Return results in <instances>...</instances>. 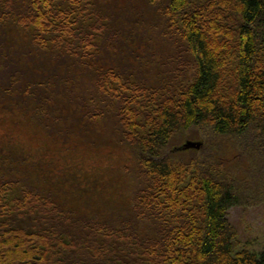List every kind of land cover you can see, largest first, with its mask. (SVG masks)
Returning <instances> with one entry per match:
<instances>
[{
    "label": "trees",
    "instance_id": "trees-1",
    "mask_svg": "<svg viewBox=\"0 0 264 264\" xmlns=\"http://www.w3.org/2000/svg\"><path fill=\"white\" fill-rule=\"evenodd\" d=\"M0 114L132 162L116 222L0 172V264H264L227 219L264 203V0H0Z\"/></svg>",
    "mask_w": 264,
    "mask_h": 264
},
{
    "label": "rangeland",
    "instance_id": "rangeland-1",
    "mask_svg": "<svg viewBox=\"0 0 264 264\" xmlns=\"http://www.w3.org/2000/svg\"><path fill=\"white\" fill-rule=\"evenodd\" d=\"M7 119L0 114L1 173L13 170L24 179L38 175L32 179L48 185L61 204L73 210L76 217L101 213L107 221L122 220L132 190L125 172L132 168V162L130 153L121 142L106 133L108 127H99L97 138L90 136V140H85L72 130L69 136L64 137L47 134L35 119H28L27 116ZM185 141H200L203 145L202 139L188 133L183 138L173 140L170 148L179 147ZM12 145L23 149L25 155L32 153L33 156L48 149L52 151L49 153L52 158L34 165L29 158L31 156L15 158ZM175 154L180 158L186 156L181 151ZM16 161L23 165L17 167ZM49 169L56 171V174ZM67 171L69 174L64 176L62 172ZM227 219L236 230L241 245H248L257 252L264 247V203L253 207H234L228 212Z\"/></svg>",
    "mask_w": 264,
    "mask_h": 264
},
{
    "label": "water",
    "instance_id": "water-1",
    "mask_svg": "<svg viewBox=\"0 0 264 264\" xmlns=\"http://www.w3.org/2000/svg\"><path fill=\"white\" fill-rule=\"evenodd\" d=\"M202 146V142H194V141H186L184 144L178 148V150H188V149H194L198 150Z\"/></svg>",
    "mask_w": 264,
    "mask_h": 264
}]
</instances>
